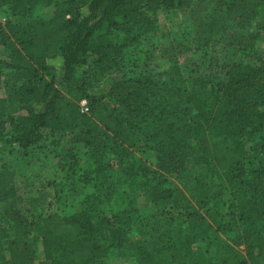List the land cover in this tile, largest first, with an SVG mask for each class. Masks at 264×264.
<instances>
[{"label": "trees", "instance_id": "trees-1", "mask_svg": "<svg viewBox=\"0 0 264 264\" xmlns=\"http://www.w3.org/2000/svg\"><path fill=\"white\" fill-rule=\"evenodd\" d=\"M185 2L0 0L14 15L27 17L0 20V145L27 150L66 131L83 148L58 156L56 209L48 212L32 200L29 213H22L13 200L15 169L0 164V264H113L108 256L130 249L133 264H264V55L242 34L260 19L253 38L264 40V0H228L238 16L234 40L244 54L203 99L187 90L176 63L120 77L107 95L91 92L89 78L74 74L88 58L98 76L123 66L132 44L127 40L156 27L147 11ZM39 5H52V15L42 16ZM132 55L140 56L133 47L127 57ZM203 129L213 138L200 137ZM143 141H150L163 171L181 173L191 155L209 163L211 172L223 171L228 201L212 197L202 177L182 186L166 178L153 182L154 170L134 152ZM119 178L131 192L173 202L175 225L166 240L145 246L130 237L143 223L130 194L122 208L113 203ZM75 181L84 184L85 194L80 207L67 210ZM231 230L240 232L237 240L220 238Z\"/></svg>", "mask_w": 264, "mask_h": 264}, {"label": "rangeland", "instance_id": "rangeland-1", "mask_svg": "<svg viewBox=\"0 0 264 264\" xmlns=\"http://www.w3.org/2000/svg\"><path fill=\"white\" fill-rule=\"evenodd\" d=\"M227 3L228 0H186L185 3L171 9L147 11L156 27L138 38L127 40L132 44L127 46L126 53L120 60L124 61L123 66L112 67L103 76H98L93 74L94 69L88 58L85 63L75 66L74 74L89 78L91 92L107 95L111 85L120 77L136 75L141 71L166 69L176 63L187 90L203 99L211 94L210 91L216 86V82L224 76L227 65L240 59L244 54L234 40V34L239 33V28L235 25L238 16L235 11L228 8ZM37 11L48 18L52 15L53 6L39 5ZM9 19L16 22L27 21V17L14 15L7 5H0V20L4 22ZM259 22L260 19L257 22L253 21L251 26L242 30L243 42H252L253 49L264 55V40L259 37L253 38L255 26ZM105 29L106 24L103 25L102 31ZM120 37H124V32H120ZM132 47L139 51L140 56L127 57L128 48ZM0 93L4 95L3 82ZM137 99L139 101V98ZM194 120L200 119L193 115ZM200 137L213 138L206 129L200 132ZM69 147L78 152L83 150L81 143L72 140L66 131H59L54 136L46 137L27 150L0 145V164L6 163L15 169L13 200L22 213H29L32 200H35L37 206L45 212L56 209L52 182L61 178L56 164L57 159ZM134 152L145 165L154 170L149 174L153 182L166 178L172 185L182 186L183 181L194 182L195 178L202 177L209 186L212 197L228 201L230 186L223 171L211 172L210 164L200 161L196 155L187 157L181 173H173L158 168L156 154L150 141L141 142L135 147ZM171 184L168 183L167 186L172 187ZM163 185L159 187L162 189ZM116 192L119 195L113 201L116 207L125 206L127 202L125 195L130 194L133 197L132 205L137 208L138 216L143 223L140 230H130L129 235L133 240H137L141 245L151 246L168 238L175 225L174 221L170 220L174 210L171 200L159 203L154 202L146 191L131 192L121 178ZM217 192H220V195L214 196ZM68 194L67 210L80 207L85 194L84 184L75 181ZM191 204L196 208L200 207L194 198L191 199ZM227 212V218H230L229 210ZM237 235H240V232L234 230L219 234L220 238L229 242L237 240ZM244 246V241L236 245L240 250L244 249ZM131 251L130 249L122 255L112 254L107 260L113 264H133L129 253Z\"/></svg>", "mask_w": 264, "mask_h": 264}, {"label": "built area", "instance_id": "built-area-1", "mask_svg": "<svg viewBox=\"0 0 264 264\" xmlns=\"http://www.w3.org/2000/svg\"><path fill=\"white\" fill-rule=\"evenodd\" d=\"M80 107H81V110L84 111V112H87L89 110V107H88L86 99H82L80 101Z\"/></svg>", "mask_w": 264, "mask_h": 264}]
</instances>
